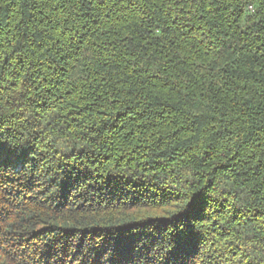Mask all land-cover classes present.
Masks as SVG:
<instances>
[{"label":"trees","instance_id":"trees-1","mask_svg":"<svg viewBox=\"0 0 264 264\" xmlns=\"http://www.w3.org/2000/svg\"><path fill=\"white\" fill-rule=\"evenodd\" d=\"M0 264H264V0H0Z\"/></svg>","mask_w":264,"mask_h":264},{"label":"rangeland","instance_id":"rangeland-1","mask_svg":"<svg viewBox=\"0 0 264 264\" xmlns=\"http://www.w3.org/2000/svg\"><path fill=\"white\" fill-rule=\"evenodd\" d=\"M27 194L29 195V194H32V193L28 192ZM144 210H146V209L145 208H136L135 210H133V212L140 213V212H143ZM113 211H114V209H113Z\"/></svg>","mask_w":264,"mask_h":264}]
</instances>
